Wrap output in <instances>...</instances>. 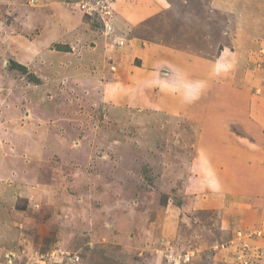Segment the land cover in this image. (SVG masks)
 <instances>
[{"label": "rangeland", "instance_id": "1", "mask_svg": "<svg viewBox=\"0 0 264 264\" xmlns=\"http://www.w3.org/2000/svg\"><path fill=\"white\" fill-rule=\"evenodd\" d=\"M30 1L36 0H0V223L11 226L0 264H264V216L252 219L254 211L239 206L242 198L220 195L264 201V140L258 153L238 142L233 150L231 136L216 137L221 150L207 143L202 149L193 122L120 103V88L103 90L98 80L99 63L110 68L118 51L134 43H164L207 58L227 46L240 50L234 63L241 69L232 72L239 79L232 88L239 89L248 72L264 74V43L244 53L237 38L249 27L244 14L264 6L171 0L144 31L132 30L134 40L130 31L115 34V18L106 32L98 14L66 0L81 25L69 18L70 40L50 37L36 50L37 34L49 23L28 18ZM71 46L76 54H57ZM130 56L131 64L143 63L138 51ZM103 75L104 81L109 73ZM246 243L252 252L242 253Z\"/></svg>", "mask_w": 264, "mask_h": 264}, {"label": "crops", "instance_id": "2", "mask_svg": "<svg viewBox=\"0 0 264 264\" xmlns=\"http://www.w3.org/2000/svg\"><path fill=\"white\" fill-rule=\"evenodd\" d=\"M170 1L171 0H116V16L114 17L113 24L116 32L115 34L123 36L122 34L124 32L127 33L130 31L131 36H133V29L135 33L141 30L144 31V25L148 21L156 19L154 17L161 14V11L165 13V11L170 8L168 6ZM30 2L35 6V9L32 10L28 18H39L43 23L44 21L49 23V27L44 31V34H42L43 30L41 34H37L36 50L39 49V46H42V42H48L49 39H52L50 37L58 36L57 38L63 39V37L66 36L67 40H70L71 35L73 36L74 34L71 33L72 21L75 20V24L79 25L81 23L79 19L81 16L78 13L75 15H72L71 12L68 13L67 7L69 3L66 0H36L35 2ZM233 2L235 1H209L213 8L230 6L234 4ZM247 3H253V6H255L254 4H260L259 7L264 6V0H248ZM244 16L245 18H249L247 19L249 27L246 30L247 32L242 33L243 36L237 38L243 40L240 44L244 53H247L249 49H251L249 52L255 53L257 50L256 48L259 47L260 49V46L264 43V9L256 11L253 8V11L250 10L249 14L245 13ZM69 18H74V20L69 23ZM74 29L77 31L75 27ZM235 34H238V32L233 34L231 44L234 45V42H236L234 40L236 39ZM137 37L133 36L132 38L137 40ZM99 38H101V36H99ZM99 38L97 39V44L102 43V40ZM59 42L62 43L61 41ZM68 45L70 46V42ZM94 45L93 47H95ZM166 46L167 48H165ZM93 49L94 48H91L89 52H93ZM137 51L142 57L143 63L141 65L130 63L132 60L130 54L132 55V53ZM118 52L119 53L115 55V62H113L115 64L110 65V68H105V71V69L100 66V64H102V66L104 65L105 67V64L101 62L98 68V76L100 77L98 80L103 86V90L105 89L104 87L109 88L111 86L120 88L119 94L121 92V95L118 96L117 101L120 103H138L140 108H146L154 113L158 112L165 116H170L171 118L179 117L184 121L193 122L198 128V134L195 132L198 136L196 139L198 141L197 144H200L202 149L204 148L203 145L207 143V147H211L209 148L210 150H214V148L216 150H221L222 148L217 146L220 145L221 142H216V137L229 138V136H231V142L232 140L233 142L229 145L233 150L238 148L237 142L245 145L247 148L246 152L256 150V153H258L257 150H263L264 74L262 75L259 73V75H255L254 71L248 72L245 79H241V82L237 86L240 88H232L233 85H236L235 83L239 81V79H237L236 82V75L234 74L235 77L232 75V72L235 71L236 68L241 69L240 66L234 63V54L240 52L239 49L235 51L233 48L231 49V47L228 48L225 46L222 48L221 57L215 56L214 58H207L201 56L200 53H194L189 50H172L168 44L163 43V45H156L143 42L141 45L134 43V46H131V48L121 49ZM57 54L72 55L76 54V52L75 48L71 46L70 50L66 52L58 51ZM43 55L44 52L36 56L37 62L39 57L42 58ZM118 56H120V60L117 58ZM124 57H126V59H124ZM219 62H221L222 65H219ZM242 62L239 64L243 66ZM120 66H122V71L119 69ZM70 67L71 65L68 64L67 69L69 71L71 70ZM113 68L114 71L111 70ZM125 69H128L127 73L124 72ZM221 70L224 72H221ZM104 71L108 72L109 75H107V79L103 81L101 78H103V76L105 77V75H103L105 73ZM254 88L262 89L261 94L250 95V90H254ZM129 90V93L134 96L133 98H131L132 96L128 98L126 91ZM106 97L107 96H105V98ZM136 97L137 99H135ZM215 111H218V117ZM223 119H225L226 124H223ZM229 124H235L234 126L231 125L233 126L232 128L240 125L241 131L247 136L241 135L242 133L240 132H234V129H230ZM222 143L225 145L223 141ZM207 147H205V150L208 149ZM249 160L254 163L256 159L250 158ZM237 177H239V173L232 174L233 180ZM220 195H222L224 199L239 196L243 199V204L240 203L241 205L239 206L244 210L245 214L254 211L250 212V215L253 216L254 214L257 216L260 213L264 216V201L255 204H253V202L247 203L246 196H248V194H242V192L241 195L240 192H226ZM208 198L212 199V196ZM1 211L2 210H0V215L3 213ZM254 218L253 216L252 219ZM243 221L247 225L252 223V220L250 221L249 218H245V216ZM10 227L11 226L8 224L0 223V248L5 246V244L8 246L10 244ZM258 239H260V237H258ZM258 239L255 240L257 244Z\"/></svg>", "mask_w": 264, "mask_h": 264}, {"label": "built area", "instance_id": "3", "mask_svg": "<svg viewBox=\"0 0 264 264\" xmlns=\"http://www.w3.org/2000/svg\"><path fill=\"white\" fill-rule=\"evenodd\" d=\"M113 2L114 0H77V8L81 11L87 13V14H98L101 21L104 22V29L107 32V30H110L112 27L111 21L114 18L113 14ZM75 4V5H76ZM113 24V22H112ZM260 230H254L255 235H260ZM247 250V251H245ZM252 252V249L250 248V245L248 243L242 245V253L244 252ZM241 255H244L242 254ZM240 257L237 256V258ZM244 263H246V260H242Z\"/></svg>", "mask_w": 264, "mask_h": 264}]
</instances>
